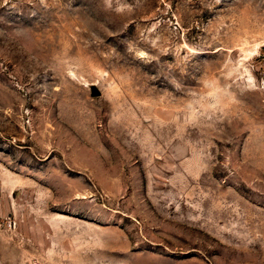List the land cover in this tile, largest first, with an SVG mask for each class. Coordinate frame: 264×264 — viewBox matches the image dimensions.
Listing matches in <instances>:
<instances>
[{
	"label": "rangeland",
	"instance_id": "obj_1",
	"mask_svg": "<svg viewBox=\"0 0 264 264\" xmlns=\"http://www.w3.org/2000/svg\"><path fill=\"white\" fill-rule=\"evenodd\" d=\"M0 264H264V0H0Z\"/></svg>",
	"mask_w": 264,
	"mask_h": 264
},
{
	"label": "water",
	"instance_id": "obj_2",
	"mask_svg": "<svg viewBox=\"0 0 264 264\" xmlns=\"http://www.w3.org/2000/svg\"><path fill=\"white\" fill-rule=\"evenodd\" d=\"M91 90H92V96L93 97H98L101 95V92L99 91V89L95 85L92 86Z\"/></svg>",
	"mask_w": 264,
	"mask_h": 264
}]
</instances>
